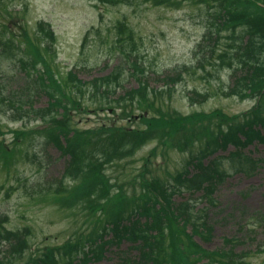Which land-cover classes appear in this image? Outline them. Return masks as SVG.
Segmentation results:
<instances>
[{
	"label": "trees",
	"instance_id": "16d2710c",
	"mask_svg": "<svg viewBox=\"0 0 264 264\" xmlns=\"http://www.w3.org/2000/svg\"><path fill=\"white\" fill-rule=\"evenodd\" d=\"M97 1L103 4L117 1L151 3L166 7L192 3L199 9L205 6L207 31L196 47L197 65L184 67L183 72L200 69L209 75L228 70L232 79L228 95L240 99L257 98V103L249 111L232 116L220 110L184 116L167 102L162 103L157 112L154 111L155 97H170L172 86L181 81L183 75L173 77L167 73L160 79L162 87H151L145 79L147 69L138 59L131 58L137 51L136 31L126 18L114 25L113 44L108 49L110 55L117 53L121 62L109 74L88 82L79 79L75 72L66 79L62 78L41 52V38H52L54 34L50 25L40 23L33 37L23 28L20 37L27 49L22 50L16 44L19 38L11 31V21L0 22V59L21 58L26 70H35L37 62H40L43 73L34 81L35 89L51 100L47 110L27 111L25 106L31 99V83H27L20 93L0 83L1 102H8L9 93H18L16 103L20 111L26 115H39L49 125L44 131H17L16 134H48L61 147L59 136L74 132L69 151L72 165L83 167L84 183L70 193L68 201L83 199L81 193L88 190V203L92 204L93 213L99 214L93 215L89 221L97 227L94 231L88 230V235L82 233L74 242L61 247L45 246L26 256L27 239L0 222V264H90L104 260L109 252L118 256L120 264H198L204 259H208L206 264H247L249 255L257 253L264 264V239L260 241L258 238L260 230L264 232V210L239 221V229L245 237L226 236L223 249L206 250L195 239L196 236L202 239L212 237L217 222L214 210L220 208L217 193L224 182L233 174L254 172L259 165L257 160L239 151L229 157H215V154L220 150L227 151L230 144L238 148L253 140L263 141L256 127H264V0ZM5 11L9 13L7 9ZM25 57L33 61L29 62ZM127 77L135 78L139 87L126 89L124 80ZM171 82L174 83L172 86ZM120 89L123 94L119 93V97L114 98ZM86 93L91 100L88 108H119L124 117H130L136 108H142L150 111L152 116L144 119L146 127L141 130L129 131L116 125L102 124L79 131L73 124L72 111L80 114L87 109L82 99ZM60 109L64 110L63 113H59ZM157 139L165 151L168 148L190 150L189 164L196 168L195 172H190L191 165H188L183 172L176 175L167 173L162 178L150 179L143 174L138 193L135 194V189L128 197L122 190L102 195V187L107 190L108 187L102 177L95 176L94 170L101 172L107 164L121 161L141 145ZM82 146L88 147V153ZM195 148H198L197 153L192 151ZM0 155H9L3 144H0ZM184 192L201 195L179 203L175 197ZM196 199L203 200L201 208L194 203ZM244 214L247 215L246 212ZM236 220L237 217L235 224ZM188 226H192L191 232L187 231ZM248 241L259 242V245L255 250L238 249ZM113 247L117 250L112 251Z\"/></svg>",
	"mask_w": 264,
	"mask_h": 264
},
{
	"label": "rangeland",
	"instance_id": "374dc122",
	"mask_svg": "<svg viewBox=\"0 0 264 264\" xmlns=\"http://www.w3.org/2000/svg\"><path fill=\"white\" fill-rule=\"evenodd\" d=\"M93 1L0 0V18L1 13L6 15L4 10L6 7L15 19L22 18L23 23L18 19L10 24L12 33L18 36L22 34L20 24L25 25L32 37L39 23L50 24L55 32V40L53 43L49 40L45 42L51 49V55L47 57L49 62L63 74L76 69L80 78L85 81L109 73L120 62L121 59L116 55L108 56V48L113 42L110 29L117 21L127 18L129 24L136 30L138 42L137 51L131 58L138 59L147 69L145 74L147 83L152 87H162L160 79L165 74H173V77H178L181 73L183 75V79L176 85L172 86L174 83L171 82V97L167 95L155 97L154 111L157 112L164 102L184 115H192L195 112L210 113L214 110H222L228 115H239L253 108L255 100H240L238 96H228L232 84L231 73L228 70L209 75L200 69L183 72L184 67L197 65L196 47L207 31L205 6L200 9L192 3L174 8L143 3H98L96 6ZM100 12L103 13V18ZM9 20L11 18L7 17L6 23ZM90 29L94 30L83 49L84 37ZM19 39L22 44L23 40ZM25 78L27 76L21 71L17 58L0 59L1 84L15 90L26 80ZM124 84L128 89L139 85L135 78H127ZM85 97L87 105L90 104L88 96ZM35 100L36 107L48 106L49 99L43 94ZM5 108L6 103L0 101V142L5 148H13L15 146L12 131L21 128L22 123L11 121ZM143 112L142 108H136L134 115ZM103 121L117 122L119 125L131 126L130 128L145 126L141 121L128 122L119 119L115 113L108 114L107 110H104L99 112L98 116L87 112L82 114L79 129L85 130ZM41 123L42 121H31L30 124L35 128ZM261 129L264 137V128ZM21 149L22 152L17 155L10 173L0 170V221H6L4 224L9 229L29 232L32 250L43 245H63L78 232L82 218L41 199L57 190L69 189L73 185L71 181L74 177L68 174L65 167L67 157L55 145L48 143L47 137L30 139L28 144L21 146ZM160 149L158 139L151 141L123 161L128 163L125 169L107 164L106 170L102 168L100 172L96 169L94 174L102 177L104 182L108 177L111 186L125 184L123 192L132 194L135 189L130 186V180L142 171L146 159L151 160L154 166L150 177L154 175L162 178L167 173L174 175L188 165H191L193 171L196 169L189 164L190 150L168 148L164 154L159 151ZM154 150L155 153L152 155ZM230 150H233V147H230ZM192 151L197 153L198 148ZM247 151L254 152L255 158L264 159V144L255 143L248 147ZM67 155L69 158L72 157L69 152ZM123 166L125 167L124 164ZM72 169L81 172L72 186V190L76 191L84 183V170L82 166ZM137 189L135 194L141 191L139 183ZM84 194L88 197V190H84ZM190 196L188 193L178 194L176 199L182 201ZM218 196L222 214L214 211L219 224L216 222L212 238L204 240L196 237V240L209 250L223 248L225 236L245 237L238 224L239 221L247 219L243 211L246 209V214L249 213L250 216L254 210L264 208V162L255 176L235 174L229 177ZM55 203L63 207L61 197H57ZM197 204L201 205V201L198 200ZM87 215L90 213L84 212L85 218ZM236 217L238 220L235 224ZM91 230L94 231L95 228L92 227ZM260 232L259 239H263V232ZM252 245L254 248L257 247L256 243L248 241L240 246L239 250H247V247ZM248 261L251 264H262V257L256 254L250 256ZM92 264H118V258L112 255L110 259Z\"/></svg>",
	"mask_w": 264,
	"mask_h": 264
}]
</instances>
